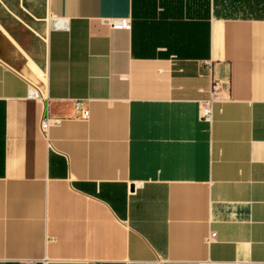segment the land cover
<instances>
[{
    "label": "crops",
    "instance_id": "0c3cea01",
    "mask_svg": "<svg viewBox=\"0 0 264 264\" xmlns=\"http://www.w3.org/2000/svg\"><path fill=\"white\" fill-rule=\"evenodd\" d=\"M214 3L0 0V264H264V18Z\"/></svg>",
    "mask_w": 264,
    "mask_h": 264
},
{
    "label": "water",
    "instance_id": "95a60500",
    "mask_svg": "<svg viewBox=\"0 0 264 264\" xmlns=\"http://www.w3.org/2000/svg\"><path fill=\"white\" fill-rule=\"evenodd\" d=\"M0 60L20 73L32 84L42 88V85L33 72L26 66V61L10 41L0 32Z\"/></svg>",
    "mask_w": 264,
    "mask_h": 264
},
{
    "label": "built area",
    "instance_id": "2783aa9c",
    "mask_svg": "<svg viewBox=\"0 0 264 264\" xmlns=\"http://www.w3.org/2000/svg\"><path fill=\"white\" fill-rule=\"evenodd\" d=\"M110 27L113 29H123V30H130V22L128 19H118L110 22ZM34 94V91H33ZM216 100H220L218 91L215 88V86L211 89L209 97L207 100L202 102L201 107H200V117L203 120L209 121L211 118V105L213 102ZM75 106L79 110L80 114L79 117L82 119L87 118L88 116V111L86 109L81 108V101L76 100L75 101ZM49 124L48 119H42L40 122V130L42 133L45 132L47 126ZM28 264H34L33 262H29Z\"/></svg>",
    "mask_w": 264,
    "mask_h": 264
},
{
    "label": "trees",
    "instance_id": "16d2710c",
    "mask_svg": "<svg viewBox=\"0 0 264 264\" xmlns=\"http://www.w3.org/2000/svg\"><path fill=\"white\" fill-rule=\"evenodd\" d=\"M243 4H217L212 5V16L217 18H235L234 12L241 10L242 12L253 14L251 17L264 18V0H245ZM257 14V15H256Z\"/></svg>",
    "mask_w": 264,
    "mask_h": 264
},
{
    "label": "rangeland",
    "instance_id": "374dc122",
    "mask_svg": "<svg viewBox=\"0 0 264 264\" xmlns=\"http://www.w3.org/2000/svg\"><path fill=\"white\" fill-rule=\"evenodd\" d=\"M257 15V14H256ZM234 17H251L253 14L249 15L248 13L242 12L241 10L234 12Z\"/></svg>",
    "mask_w": 264,
    "mask_h": 264
}]
</instances>
